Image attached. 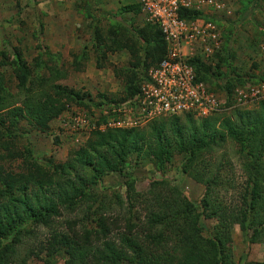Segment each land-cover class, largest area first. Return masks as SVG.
Instances as JSON below:
<instances>
[{
	"label": "trees",
	"instance_id": "obj_1",
	"mask_svg": "<svg viewBox=\"0 0 264 264\" xmlns=\"http://www.w3.org/2000/svg\"><path fill=\"white\" fill-rule=\"evenodd\" d=\"M122 12L137 15L140 8L132 3ZM84 13L92 18L87 8ZM179 14L185 20L202 17L186 10ZM109 34L110 43L99 27L91 31L99 52L103 48L104 52L129 54V68L116 75L123 82L124 101L139 92L149 69L164 59L166 46L160 30L146 23L135 28L118 25ZM222 48L211 67L198 57L189 63L195 70V81L224 93L228 106L237 86H251L262 79L236 73L230 65L232 54ZM1 53L0 264H28L31 256H43L44 264H56L59 256L65 257V264H117L121 259L130 264H238L231 247L236 225L247 243L264 245V102L258 104L257 113L239 111L233 119L219 120L218 113L197 120L183 115V120L180 116L152 120L145 129L94 130L65 162L42 163L30 149L17 147L20 122L45 132L52 120L76 105L79 94L56 83L66 77L61 69L45 65L46 75L41 71V60L30 68L20 53L11 62ZM7 67L16 78L14 93L4 76ZM227 140L237 146L245 176L236 201L229 204L215 196L226 179L222 175L226 168L209 162ZM175 155L182 158L181 172L204 186L200 202L191 201L177 183L164 177ZM148 157L162 177L149 182L147 196L135 191L131 178L125 182L128 198L145 206V221L139 227H127L130 234L112 238L111 225L95 217L104 208L103 202L95 206L98 193L90 190V185L112 173L127 175L138 160ZM15 161L20 162L19 170L8 169ZM79 210L87 212L80 219V229L61 231L59 219L76 216ZM95 218L96 226L92 227ZM202 218L216 223L209 230Z\"/></svg>",
	"mask_w": 264,
	"mask_h": 264
},
{
	"label": "rangeland",
	"instance_id": "obj_2",
	"mask_svg": "<svg viewBox=\"0 0 264 264\" xmlns=\"http://www.w3.org/2000/svg\"><path fill=\"white\" fill-rule=\"evenodd\" d=\"M136 1L0 0V52L6 56L5 61H13L18 52L30 68L41 60L43 74L48 75V71L44 68L45 65L59 68L65 72L66 77L59 79L56 83L79 94V101H76V105H71L61 117L52 120L45 132L34 130L25 122H20L17 140V147L20 150L30 149L33 157L42 163L50 160L54 164H61L66 161L71 151L83 146L94 131L87 132V138L72 145L71 139L60 130L62 119L73 111L81 110L86 112L90 123L97 122L104 105L110 107L123 102V82L116 75L123 69L129 68V54L119 51L104 52L103 48L99 52L91 31L99 27L110 43L109 38L112 36L109 33L118 25L135 28L145 23L149 24L145 22L141 14L122 12L126 5L136 3ZM224 2L225 11H230L229 15L224 12L214 18L220 33L221 47L232 54L230 65L236 73L241 76L259 77L263 70L258 49L260 43L264 41L260 35V31H264V0H224ZM85 8L90 11L92 18L85 16ZM214 59L215 57L212 58L213 63L211 64L210 62L205 63L211 67L214 65ZM0 61H2L1 55ZM7 68L4 76L14 93L16 78L13 77L10 68ZM248 86L249 83L244 85V87ZM241 87L243 86H237L235 89ZM216 93L221 92L216 91ZM232 95L229 98L231 105L228 106H226L228 99L225 95L226 107L224 106V110L216 115L220 117L219 120L225 117L233 119V114L239 111H248L251 114L259 111L258 104L249 105L247 108L233 107ZM165 118L155 120L160 121ZM180 118L183 120V116ZM150 123L151 121L135 128L145 129ZM241 158L237 146L227 140L223 149L210 159V164L215 162L216 166L223 165L224 169L226 168L222 174L226 179H223L215 191L217 201L221 200L227 204L236 201V195L245 181V176L241 171ZM135 159L133 157L131 162H135ZM151 159L152 157L138 160L127 175L112 173L103 177L97 184L90 185L89 189L98 193L99 202L95 206L103 202L104 208L99 211L104 216L98 213L95 217H102L111 225L112 238L123 233L130 234L126 230L127 227H131V224L139 227L145 221V206L128 198L125 192V182L127 177L131 178L135 182V191L147 196L149 182L162 177L161 171H158L150 162ZM181 159L179 155L173 156L164 177L177 183L191 201L200 202L204 196V186L181 172ZM18 168H20V162L15 161L9 164L8 169L18 171ZM130 205L131 209H129ZM85 213L79 210L76 216L74 214L70 217L65 214L64 219H59L58 223L61 231L80 229L82 226L80 219L86 215ZM68 221L71 224L67 225ZM96 222L95 218L90 226L95 227ZM202 222L209 230L216 223L214 220L204 218ZM136 230L140 231L138 228ZM231 247L234 261L238 264L264 261V245L247 243L239 225L233 229ZM42 258L31 256L28 264H44ZM55 260L56 264H65L64 256H59ZM117 264L130 263L121 259Z\"/></svg>",
	"mask_w": 264,
	"mask_h": 264
},
{
	"label": "built area",
	"instance_id": "obj_3",
	"mask_svg": "<svg viewBox=\"0 0 264 264\" xmlns=\"http://www.w3.org/2000/svg\"><path fill=\"white\" fill-rule=\"evenodd\" d=\"M145 22L157 27L165 42L164 59L149 69L139 92L132 98L110 107H102L97 122H91L86 112L73 111L62 119L60 130L71 143L78 144L91 130L130 129L143 123L172 116L189 115L203 119L224 110L226 97L203 82L195 81V70L189 61L195 57L213 63L220 50L218 27L210 18L225 11L223 0H137ZM198 12L202 17L185 20L180 11ZM262 63L261 81L234 90L233 107L247 108L264 102V42L259 46ZM211 60V61H210ZM206 64V63H205ZM109 106V105H108Z\"/></svg>",
	"mask_w": 264,
	"mask_h": 264
},
{
	"label": "crops",
	"instance_id": "obj_4",
	"mask_svg": "<svg viewBox=\"0 0 264 264\" xmlns=\"http://www.w3.org/2000/svg\"><path fill=\"white\" fill-rule=\"evenodd\" d=\"M224 1V0H223ZM224 4H225V2H224ZM260 35L262 36V38L264 39V36H263V34H262V30L260 31ZM254 40H256L257 41V39L256 38H254ZM264 42V41H263ZM262 43V42H261ZM260 43V44H261ZM260 46V45H259ZM259 50V49H258Z\"/></svg>",
	"mask_w": 264,
	"mask_h": 264
}]
</instances>
